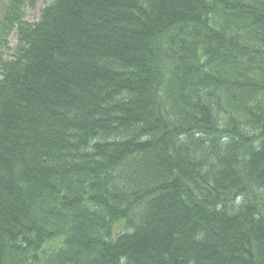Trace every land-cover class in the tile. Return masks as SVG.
Here are the masks:
<instances>
[{
  "label": "trees",
  "instance_id": "1",
  "mask_svg": "<svg viewBox=\"0 0 264 264\" xmlns=\"http://www.w3.org/2000/svg\"><path fill=\"white\" fill-rule=\"evenodd\" d=\"M38 3L0 14V264H264V0Z\"/></svg>",
  "mask_w": 264,
  "mask_h": 264
},
{
  "label": "rangeland",
  "instance_id": "2",
  "mask_svg": "<svg viewBox=\"0 0 264 264\" xmlns=\"http://www.w3.org/2000/svg\"><path fill=\"white\" fill-rule=\"evenodd\" d=\"M2 1L3 0H0V14H1L2 6H3ZM47 2H48V0H39V3L37 5V7L35 9L30 10L28 12L26 21L27 22H32V21L36 20L38 15H39V10L41 8H43L46 5ZM15 45H16L15 37H12L11 41H10V48L13 49L15 47Z\"/></svg>",
  "mask_w": 264,
  "mask_h": 264
}]
</instances>
